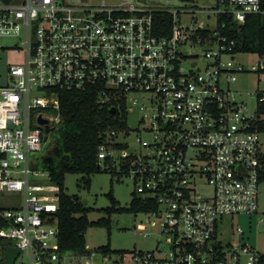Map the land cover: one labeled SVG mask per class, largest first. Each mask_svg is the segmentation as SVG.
I'll list each match as a JSON object with an SVG mask.
<instances>
[{"label":"built area","instance_id":"2783aa9c","mask_svg":"<svg viewBox=\"0 0 264 264\" xmlns=\"http://www.w3.org/2000/svg\"><path fill=\"white\" fill-rule=\"evenodd\" d=\"M262 3L216 0L193 10L214 14L210 26L196 15L188 21L179 10L133 1L0 0V35L24 44V60L11 62L0 84V190L23 194L20 204L0 210V237L7 240L0 264H7L9 246L19 249L13 264H94L93 252L61 248L60 186L37 165L46 129L61 120L59 91L87 88L99 108L124 121L105 132L99 165L132 175L134 197L155 203L146 211L168 237L129 260L123 253L119 264H264V250L219 236L226 215L260 212L264 177V90L248 114L232 88L240 72H264V55L250 68L230 64L235 40L222 33L219 15L244 22L264 13ZM155 10L172 14L168 33L155 30ZM132 111L140 114L135 133Z\"/></svg>","mask_w":264,"mask_h":264},{"label":"rangeland","instance_id":"374dc122","mask_svg":"<svg viewBox=\"0 0 264 264\" xmlns=\"http://www.w3.org/2000/svg\"><path fill=\"white\" fill-rule=\"evenodd\" d=\"M84 1V0H73ZM91 3H99L103 0H85ZM110 3L120 1H133L137 6L148 9L167 8L169 10H179L181 17L190 20L196 15L199 21L209 22L214 26L216 16L208 15L205 12H194L198 6H212L216 0H105ZM187 10V11H184ZM189 10V11H188ZM193 22V20H191ZM22 40L15 35H0V84L5 83L9 78L8 65L11 62H20L24 60ZM259 53L253 51H239L231 59L226 56L230 64L237 61L250 68L253 63L259 59ZM233 89L240 92V98L247 104L245 112L252 114L257 107V90H264V72L259 70H245L238 74V78L232 85ZM140 114L132 111L128 115V124L133 132L139 125ZM61 121H54L46 129V143L39 154V161L44 160L53 154L56 146V139L60 136L59 128ZM48 130V131H47ZM132 133V135L134 134ZM142 136H148V133L142 132ZM262 148L264 150V132L260 133ZM136 145V144H134ZM90 186H85L82 173L69 172L65 178V188L70 194H78L85 205L92 206L94 210L89 212V218L97 220L100 217L108 216L105 210L111 204L108 192L112 189L114 196L118 200V205L130 206L134 197L135 181L132 175L127 173H117L110 170H100L91 175ZM80 183V184H79ZM22 193L16 191L0 190V206L20 204L22 202ZM260 212L255 215L239 213L235 215H226L219 225L220 238L224 242L230 243H250L260 250H264V177L259 185ZM111 217V235L109 237L108 228L105 225H92L86 231L87 248L94 253V264H119L122 261V254L126 253L125 258L129 260L132 253L137 251L150 250L157 244L162 246L167 242L166 234H159L160 219L150 215L149 212L139 211H115L110 214ZM242 227L243 233L237 230ZM151 231V235L145 234ZM160 240V241H158ZM110 241V252H102L97 248L100 245L107 244Z\"/></svg>","mask_w":264,"mask_h":264},{"label":"trees","instance_id":"16d2710c","mask_svg":"<svg viewBox=\"0 0 264 264\" xmlns=\"http://www.w3.org/2000/svg\"><path fill=\"white\" fill-rule=\"evenodd\" d=\"M9 2L12 0H2ZM264 9V0H262ZM155 30L160 34L171 30L173 16L165 10L153 12ZM219 21L225 25L221 27L222 33L235 40L234 51H253L264 55V13H250L244 22L235 21L231 15H219ZM60 136L56 139L55 151L37 165L50 172L51 181L60 186V205L56 212L59 221V242L63 250L74 252H88L86 231L92 225H105L111 235V217L115 211H146L155 206L153 201L133 197L130 206L118 205L119 202L112 189L108 192L111 204L105 208L108 216L97 220L89 218L92 206L85 205L78 194H70L65 188L66 174L69 172L82 173L85 186L91 184V174L100 170L98 163V147L107 130L121 127L118 115L110 109L99 108L96 102L95 90H60ZM264 109V104L261 105ZM259 128L264 129V121L259 122ZM49 130V129H48ZM47 130V131H48ZM111 171V170H110ZM115 172V171H112ZM80 184V183H79ZM3 207L0 206V210ZM6 239L0 237V244H5ZM98 250L110 252V241L100 245Z\"/></svg>","mask_w":264,"mask_h":264},{"label":"water","instance_id":"95a60500","mask_svg":"<svg viewBox=\"0 0 264 264\" xmlns=\"http://www.w3.org/2000/svg\"><path fill=\"white\" fill-rule=\"evenodd\" d=\"M114 111L115 109L112 108ZM41 122L47 123L48 119L47 118H40ZM19 253V249L15 246H9L6 250L5 258H6V263L7 264H13L16 256Z\"/></svg>","mask_w":264,"mask_h":264}]
</instances>
